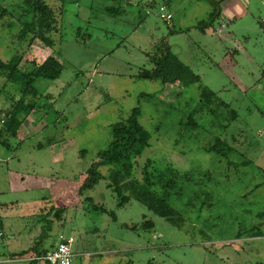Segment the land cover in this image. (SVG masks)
I'll return each mask as SVG.
<instances>
[{
	"label": "rangeland",
	"instance_id": "rangeland-1",
	"mask_svg": "<svg viewBox=\"0 0 264 264\" xmlns=\"http://www.w3.org/2000/svg\"><path fill=\"white\" fill-rule=\"evenodd\" d=\"M47 2L51 47L19 38L23 0H0V57L62 63L60 77L36 78L27 115L0 77V264H39L61 234L74 237L72 264H264V0L230 2L206 32L187 28L210 19L214 0ZM166 47L167 80L140 77ZM135 107L150 140L122 192L118 164L80 192ZM8 114L21 120L15 135Z\"/></svg>",
	"mask_w": 264,
	"mask_h": 264
},
{
	"label": "trees",
	"instance_id": "trees-1",
	"mask_svg": "<svg viewBox=\"0 0 264 264\" xmlns=\"http://www.w3.org/2000/svg\"><path fill=\"white\" fill-rule=\"evenodd\" d=\"M215 7L210 14V19L208 21L204 20L199 24L201 30H205L206 26H210L213 19L219 17L220 15V4L214 1ZM23 9L21 15H28V19L23 21V29L19 38L22 39L29 32L36 35L40 40H42L46 46H53V39L50 37L51 31L56 29V17L53 7L47 2V0H23ZM0 14L4 15L7 12V8L0 6ZM205 24V25H204ZM170 49L166 47L161 56L154 55L151 59L153 60L155 67L153 69L144 68L139 72V76L148 79H163L167 80V74H165L162 69L164 68V60L168 57ZM20 58L13 57L10 60H3L0 57V77H5V81L13 82L17 90L20 91V96L17 101L18 105L21 106L25 115L33 110L35 107V101L28 98L31 91H35L33 86L34 81L37 77H45L49 79H56L60 77L62 73V63L57 59L56 56H49L40 65L31 67L30 69H21ZM175 79L184 81L186 76L178 74L174 76ZM172 77V78H174ZM196 80L199 76L195 75ZM6 82V83H7ZM5 89L4 86H0V95ZM139 108L135 107L132 109L131 114L124 120L114 123L112 127V140L110 146L101 151L98 155V160H96L87 170L89 174L88 183L83 184L80 187V192H84L88 189L93 188L99 181L103 178V173L100 170V166L107 164H118V167L114 168L112 171L113 188L118 193L122 192L125 186V173L132 166L131 160L136 156L140 155L144 148L149 144L150 134L144 129L142 124L138 119ZM7 119L10 121L6 122V131H12L14 134V129L10 127L9 124H13L16 128H19L21 120H17L12 114H8ZM16 124V125H15ZM9 125V126H8ZM15 135V134H14ZM121 166V167H120ZM109 186H112L110 183ZM127 197V196H126ZM126 197H124L126 199ZM86 200H93L92 196H87ZM122 204V203H120ZM102 208L100 211H106L104 206L97 205V209ZM58 219L62 216V211L57 209L53 213ZM162 216H167L166 212L160 213ZM42 236V235H41ZM49 249H40V254H45Z\"/></svg>",
	"mask_w": 264,
	"mask_h": 264
},
{
	"label": "built area",
	"instance_id": "built-area-1",
	"mask_svg": "<svg viewBox=\"0 0 264 264\" xmlns=\"http://www.w3.org/2000/svg\"><path fill=\"white\" fill-rule=\"evenodd\" d=\"M160 16L166 21H170L172 13L168 12L165 6L160 9ZM264 22V19H263ZM74 237L72 235H60L59 240L43 255H37L33 258L38 260L40 264H72V244Z\"/></svg>",
	"mask_w": 264,
	"mask_h": 264
},
{
	"label": "crops",
	"instance_id": "crops-1",
	"mask_svg": "<svg viewBox=\"0 0 264 264\" xmlns=\"http://www.w3.org/2000/svg\"><path fill=\"white\" fill-rule=\"evenodd\" d=\"M214 1H217L219 4H220V15H219V17L221 16V14L225 11V13L227 12V10H228V4L230 3V2H234V3H238V2H241V1H243V0H214ZM170 9V8H169ZM168 12H170V13H172V18H171V20L170 21H172V19H174V13H173V11L170 9V10H168ZM224 13V14H225ZM226 15V14H225ZM197 21V20H196ZM202 21H204V19H199L198 20V22H196L197 23V26H192V27H190V28H187L188 30L189 29H193V28H198V30H200V32H206V31H208L207 30V28H205V30H201L200 28H199V24L202 22ZM169 22V21H168ZM183 20H180V21H177V23H180L181 24V26L182 27H186V26H183L184 24H183ZM262 22H263V20H262ZM195 23V22H194ZM264 23V22H263ZM221 28L219 27L218 29H216V32H218V33H220L221 32ZM175 31V30H174ZM215 31V30H214ZM219 35H221V34H219ZM40 264V263H39Z\"/></svg>",
	"mask_w": 264,
	"mask_h": 264
}]
</instances>
